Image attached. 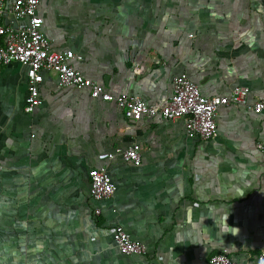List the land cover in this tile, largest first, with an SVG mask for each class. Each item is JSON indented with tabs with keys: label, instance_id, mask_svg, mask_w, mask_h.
Returning <instances> with one entry per match:
<instances>
[{
	"label": "crops",
	"instance_id": "1",
	"mask_svg": "<svg viewBox=\"0 0 264 264\" xmlns=\"http://www.w3.org/2000/svg\"><path fill=\"white\" fill-rule=\"evenodd\" d=\"M42 30L74 67L114 95L162 106L182 72L206 96L264 95V0H41ZM4 24L17 26L10 14ZM41 104L25 111L26 68L0 67V264H204L226 250L255 264L264 249V113L220 107L210 140L183 120L131 121L89 87L58 88L44 71ZM140 145L138 165L107 155ZM103 167L116 190L89 194ZM100 210L95 214V209ZM228 216L231 231L225 232ZM141 240L120 252L111 229Z\"/></svg>",
	"mask_w": 264,
	"mask_h": 264
},
{
	"label": "built area",
	"instance_id": "2",
	"mask_svg": "<svg viewBox=\"0 0 264 264\" xmlns=\"http://www.w3.org/2000/svg\"><path fill=\"white\" fill-rule=\"evenodd\" d=\"M41 0H0V67L10 62H19L26 68L27 95L25 111L30 112L42 100L39 85L43 72H53L57 77L58 88L89 87L91 98L113 102L123 111L124 117L131 121H151L159 118L165 121L183 120L186 135L190 138L210 140L217 131L216 113L220 107L231 104L241 105L249 111L264 113V95L254 101L249 100L247 87L234 88L228 95L206 96L186 73L177 74L172 79V92L162 106H156L139 96L118 94L107 91L98 82H90L74 67V61L81 55L71 49L56 50L42 30L43 19L37 9ZM12 15L17 26L4 24L3 17ZM264 157V144L257 143ZM119 155L123 161L138 165L141 161L140 145L131 143L108 153L109 158ZM89 194L94 200H103L113 195L116 186L103 167L88 170ZM95 214L100 210L95 209ZM112 239L120 252L144 256L145 244L133 238L123 226L114 225ZM255 264H264V249L255 256ZM204 264H239L226 250L210 255Z\"/></svg>",
	"mask_w": 264,
	"mask_h": 264
},
{
	"label": "clouds",
	"instance_id": "3",
	"mask_svg": "<svg viewBox=\"0 0 264 264\" xmlns=\"http://www.w3.org/2000/svg\"><path fill=\"white\" fill-rule=\"evenodd\" d=\"M224 229H225L226 233L231 231L229 224H228V216H225V218H224ZM238 232H239V228L235 227V230L231 231V234L236 235V234H238Z\"/></svg>",
	"mask_w": 264,
	"mask_h": 264
}]
</instances>
